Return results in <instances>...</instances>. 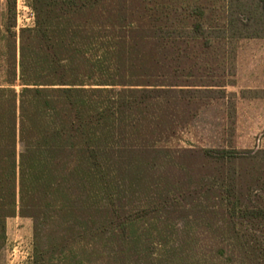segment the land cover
<instances>
[{
    "label": "trees",
    "instance_id": "1",
    "mask_svg": "<svg viewBox=\"0 0 264 264\" xmlns=\"http://www.w3.org/2000/svg\"><path fill=\"white\" fill-rule=\"evenodd\" d=\"M7 3L0 245L19 216L33 221V264H50L48 245L65 264H264V150L169 146L218 89L195 82L221 33L204 12L32 0L35 25L17 36Z\"/></svg>",
    "mask_w": 264,
    "mask_h": 264
},
{
    "label": "rangeland",
    "instance_id": "2",
    "mask_svg": "<svg viewBox=\"0 0 264 264\" xmlns=\"http://www.w3.org/2000/svg\"><path fill=\"white\" fill-rule=\"evenodd\" d=\"M31 1L16 0V28L13 33L17 36L20 30L35 25ZM181 1L191 13L204 12L202 22L206 30L216 26L225 34L218 33L215 35L217 40L215 37L210 39L215 48L210 53L202 54L199 60L202 70L198 74L205 78L195 80L197 83L202 81L216 85L218 89L199 101L204 107L196 118H192L193 112L190 111L178 118L183 124L175 129L185 130H179L175 138L169 141V146L237 151L264 150V107L254 102L257 99L264 100V19L260 9L257 10L256 7L258 0ZM7 4V0H1V81L6 53L4 41L7 38ZM249 20L250 29L245 30L240 23L249 24ZM255 31L259 32L255 34ZM190 34L193 36L192 32ZM192 46L197 49L195 42L190 44ZM186 67H189L187 75L193 74L190 63ZM176 120L175 123H178ZM51 244L53 245L52 242ZM46 249L49 251L47 257L50 264H65L59 262V255L52 252L50 245ZM78 255L86 261L91 258L88 251H80ZM33 259V221L19 216L8 219L5 243L0 245V264H33Z\"/></svg>",
    "mask_w": 264,
    "mask_h": 264
},
{
    "label": "crops",
    "instance_id": "3",
    "mask_svg": "<svg viewBox=\"0 0 264 264\" xmlns=\"http://www.w3.org/2000/svg\"><path fill=\"white\" fill-rule=\"evenodd\" d=\"M254 102L256 103L257 102V104L258 105H260L261 107H264V100H259V99H257V100H254ZM256 108V107H255ZM260 108V107H259ZM240 112V111H239Z\"/></svg>",
    "mask_w": 264,
    "mask_h": 264
}]
</instances>
